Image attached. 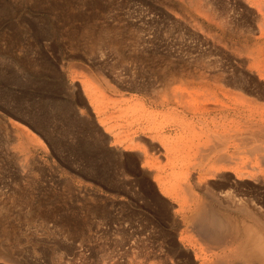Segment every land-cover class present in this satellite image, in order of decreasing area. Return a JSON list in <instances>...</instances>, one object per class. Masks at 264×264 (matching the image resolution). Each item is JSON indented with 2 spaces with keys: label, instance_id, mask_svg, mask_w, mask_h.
<instances>
[{
  "label": "rangeland",
  "instance_id": "1",
  "mask_svg": "<svg viewBox=\"0 0 264 264\" xmlns=\"http://www.w3.org/2000/svg\"><path fill=\"white\" fill-rule=\"evenodd\" d=\"M260 43L264 0H0V264H194L187 174L264 215Z\"/></svg>",
  "mask_w": 264,
  "mask_h": 264
},
{
  "label": "bare ground",
  "instance_id": "2",
  "mask_svg": "<svg viewBox=\"0 0 264 264\" xmlns=\"http://www.w3.org/2000/svg\"><path fill=\"white\" fill-rule=\"evenodd\" d=\"M260 44L258 45V48L255 51L256 54L253 58L255 61L254 65L257 66L256 68L259 70V72H261V74H264V46H263L264 44H261V45ZM167 76H168V74H167ZM203 77H202V80H203ZM220 80H222V79H220ZM190 81H191V79H190ZM208 82H210V81L208 80ZM214 82H216V83H214ZM214 82L211 83V85L213 84L212 87H214L213 92H215V93H216V91L219 92V93H217L218 98H216V99H217V102L220 104L219 106H221L222 112L224 114H227V112H229V111L235 112L237 114V116L235 115V117L239 118L244 113L246 106L249 107L250 112H252V110L256 108V105L254 106L255 108H252V106L255 104V103L253 104L252 101L251 102L248 100L245 101L242 99V96L235 94V92L228 90L229 88L226 89V88H223L222 86H220V83H221L220 81L217 80ZM206 84L209 85L208 83H206ZM202 87H200L199 89L202 90ZM199 89H198V91H199ZM206 90H207V88H206ZM198 93H200V92H198ZM204 94H206V93H204ZM208 94H210V93H208ZM193 95H194V92H193ZM181 97H183V96H181ZM195 98H196V96H195ZM176 99H179V98H176ZM206 100H208V99H206ZM180 101H181V98H180ZM175 103H176V101H175ZM162 104H163V102H162ZM161 108H163V107H161ZM256 112H258V111L256 110ZM258 113H260V112H258ZM195 116H196V114H195ZM198 116H200V115L198 114ZM253 116H255V115H253ZM226 117H222V118L225 119ZM211 118H212V116H211ZM241 120L239 121L240 123H241ZM230 122H232V118H231V121H229L228 123L230 124ZM239 122L237 124L241 125V124H239ZM244 123H245V121H244ZM237 124H235V126H237ZM236 135H237V133L235 134V136ZM250 145H252V144L250 143ZM255 145L256 144H254V146ZM237 146H238V144H237ZM254 146L252 145L251 149H253ZM258 146L259 145H257V147ZM258 148H260V147H258ZM167 149H169V148H167ZM254 149H256V147ZM259 150H261V149H259ZM253 151H255V150H253ZM256 153H257V151H256ZM211 155H213V154H211ZM214 160H212V161H214ZM230 161L231 160H229V162ZM214 164H216V163H214ZM217 166H218V164H217ZM208 171H209V169H208ZM192 176H193L192 174H187L186 176H184L180 179V182L178 185L176 184L178 186L177 190H176V200H177V206L179 208V212L181 215L180 218H182L183 223L185 225H187L191 231V235H192L191 236V244L193 246L194 264H264V218H263L264 215H260L259 214L260 212L258 213V211H255L257 207L255 208V205L253 204L254 202H251V201L245 199L244 197H241L242 193H239V192H242V191L237 192V190H235V189L226 188V187L219 188V190L217 192L207 190V191L202 193V192L198 191L196 189V187L194 188V186L189 185L188 181H190ZM207 176L208 175H206V174L200 173L196 179H198V181L201 182ZM242 176H241V178H242ZM194 181H196V180H194ZM214 190H216V189H214ZM259 211H261V210H259Z\"/></svg>",
  "mask_w": 264,
  "mask_h": 264
}]
</instances>
